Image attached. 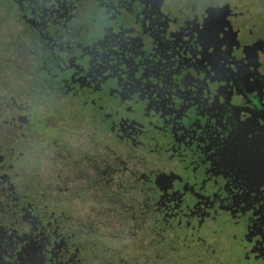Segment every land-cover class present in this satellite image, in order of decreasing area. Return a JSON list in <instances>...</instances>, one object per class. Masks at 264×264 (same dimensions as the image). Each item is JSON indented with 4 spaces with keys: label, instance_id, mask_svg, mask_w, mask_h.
<instances>
[{
    "label": "flooded vegetation",
    "instance_id": "flooded-vegetation-1",
    "mask_svg": "<svg viewBox=\"0 0 264 264\" xmlns=\"http://www.w3.org/2000/svg\"><path fill=\"white\" fill-rule=\"evenodd\" d=\"M254 2L0 0V89L23 109L49 104L57 126L64 118L105 157L133 158L128 181L171 225L221 237L231 264H264Z\"/></svg>",
    "mask_w": 264,
    "mask_h": 264
},
{
    "label": "rangeland",
    "instance_id": "rangeland-1",
    "mask_svg": "<svg viewBox=\"0 0 264 264\" xmlns=\"http://www.w3.org/2000/svg\"><path fill=\"white\" fill-rule=\"evenodd\" d=\"M11 94L0 89V264H154L174 228L150 234L161 223L128 181L135 160L78 143L47 107L20 108Z\"/></svg>",
    "mask_w": 264,
    "mask_h": 264
},
{
    "label": "trees",
    "instance_id": "trees-1",
    "mask_svg": "<svg viewBox=\"0 0 264 264\" xmlns=\"http://www.w3.org/2000/svg\"><path fill=\"white\" fill-rule=\"evenodd\" d=\"M44 107H47L50 110L49 104L40 106L39 108L41 109ZM62 123L70 127L68 125V122L65 121L64 118ZM78 137V143L81 141L85 143L89 138L88 137L83 139L80 136ZM123 180L124 182L122 183H125L126 180ZM158 218L161 226L156 227L154 225L153 227H149L148 229L151 235H156L157 239H159L161 230L168 229V227L170 228V232L174 228V233L171 232V238L169 239V241H166V246H155L162 250H154L155 254L151 260V262H153L154 264H164L163 260L165 258L168 259L169 264H188L189 261L191 262V264H195L193 261L198 262L199 264H231L230 257L234 256V252H230L227 249L226 244L221 237H219L218 241H216V239H213L214 236L209 235L206 232L205 234L201 235L189 233L192 236L186 238L181 236V234L178 233V230L175 229V226L162 219L160 215ZM183 254L189 255L191 259H186L183 261V259L180 258L181 256H183Z\"/></svg>",
    "mask_w": 264,
    "mask_h": 264
},
{
    "label": "snow or ice",
    "instance_id": "snow-or-ice-1",
    "mask_svg": "<svg viewBox=\"0 0 264 264\" xmlns=\"http://www.w3.org/2000/svg\"><path fill=\"white\" fill-rule=\"evenodd\" d=\"M233 131H234V135L242 136L243 138L249 139V140H251V137H250L249 133H253L254 134L253 129H251V130H243V129L237 128L235 126H234V130Z\"/></svg>",
    "mask_w": 264,
    "mask_h": 264
}]
</instances>
